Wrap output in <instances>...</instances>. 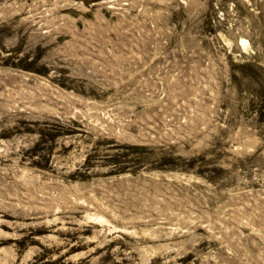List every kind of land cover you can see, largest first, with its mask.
I'll return each instance as SVG.
<instances>
[{
  "label": "rangeland",
  "instance_id": "rangeland-1",
  "mask_svg": "<svg viewBox=\"0 0 264 264\" xmlns=\"http://www.w3.org/2000/svg\"><path fill=\"white\" fill-rule=\"evenodd\" d=\"M0 264H264V0H0Z\"/></svg>",
  "mask_w": 264,
  "mask_h": 264
}]
</instances>
